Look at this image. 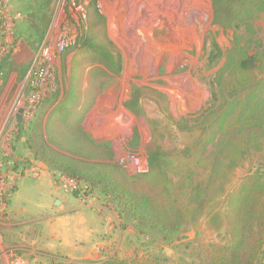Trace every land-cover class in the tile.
I'll list each match as a JSON object with an SVG mask.
<instances>
[{
    "label": "rangeland",
    "instance_id": "1",
    "mask_svg": "<svg viewBox=\"0 0 264 264\" xmlns=\"http://www.w3.org/2000/svg\"><path fill=\"white\" fill-rule=\"evenodd\" d=\"M75 1L0 0L7 24V30L0 29V264H93L159 253L168 264H199L212 235L204 232L201 240L196 239L194 229L187 226L171 246L151 242V236L137 234L133 220L118 218L114 205L91 186L87 196L61 188L60 172L41 158L48 153L47 146L42 149L35 135L28 139L30 121L43 104L73 85L61 65L58 40L73 36L71 50L86 49L85 3ZM97 5L106 19L108 38L119 50L121 69L119 74L98 76V94L83 128L94 141L112 149L127 176L137 175L130 158H146L151 130L142 116L125 106L131 89L148 86L159 91L174 119L217 105L211 83L224 57L213 60L214 44L224 52L232 30L212 23L211 0H97ZM42 8V21L29 19ZM263 16L258 12L249 19L252 32L243 25L239 29L251 48L264 49ZM157 26L166 28L164 38L153 37ZM99 66L109 68L104 63ZM21 121L28 128L26 139L19 131ZM63 155L80 169V179L92 164L100 163L71 151ZM260 172L264 184V171ZM60 196L104 216L105 231L88 240L86 249L74 242L70 249L60 250L54 238L58 212L67 204ZM100 204L105 207L102 214ZM258 264H264V253Z\"/></svg>",
    "mask_w": 264,
    "mask_h": 264
},
{
    "label": "trees",
    "instance_id": "2",
    "mask_svg": "<svg viewBox=\"0 0 264 264\" xmlns=\"http://www.w3.org/2000/svg\"><path fill=\"white\" fill-rule=\"evenodd\" d=\"M79 1L75 3L80 5ZM81 2L85 3L86 49L69 69L76 77L74 88H81L85 78L92 83L98 67L90 66L95 63L109 67L102 71L108 75L119 74L121 69L119 50L108 38L106 19L97 0ZM211 9L212 23L232 30L230 46L224 52L214 44L213 60L224 57L211 83L217 105L174 119L167 100L148 86L132 88L125 101L126 108L142 116L151 130L145 145V173L127 176L108 145L88 138L73 100L54 106L49 114V141L53 136L62 148L100 163L92 164L80 179V169L60 153L47 147L48 153L41 158L106 196L118 218L133 220L137 234L151 236V242L171 246L191 226L196 239L201 240L204 232L213 236L199 264H258L264 253V184L260 172L264 171V49L251 48L239 29L243 25L246 32L253 31L249 19L264 12V0H211ZM38 13L29 19L42 21L43 8ZM38 36L40 40L44 37L40 31ZM71 51L70 47L62 55ZM57 98L58 92L46 98L47 107ZM40 117L30 121L28 139L35 135L44 149ZM18 127L26 139L28 128L23 121ZM93 264L168 262L159 253Z\"/></svg>",
    "mask_w": 264,
    "mask_h": 264
},
{
    "label": "crops",
    "instance_id": "3",
    "mask_svg": "<svg viewBox=\"0 0 264 264\" xmlns=\"http://www.w3.org/2000/svg\"><path fill=\"white\" fill-rule=\"evenodd\" d=\"M83 55H84L83 50H72L67 55L65 56L62 55L61 57V65L63 66L65 71L69 74V78H71L72 80H74V78L76 79V77L70 75L69 69L71 67V64L72 62L75 61V59L76 60L81 59ZM99 65H100L99 63H95L92 66H90V67H98L96 72L94 73V78L91 83L94 85L93 88L89 87L91 84L89 83L87 78L84 79V83L81 86V88H74V86L69 85L67 86V88L60 91V93L57 91L58 98L52 105L47 107L46 105L47 103L43 104L42 109L38 114V116H41L40 133L42 135V141L45 143V145L48 148L56 151L57 153H60L61 156H64L63 154L68 153L69 151L67 149L62 148L59 144L55 143L57 142V139L55 137L52 136L51 137L52 141H49L50 138L48 137V134L46 132V122L48 120V116L51 113L54 106L64 103L66 101L69 102L72 100L75 101L76 104L75 106L77 108V115L80 116L79 123L81 129L88 136L90 140L94 141L84 130L83 122L86 112L88 111V109L93 107L98 94L95 88L97 78L98 76H101V74L102 75L106 74L102 72L103 69ZM82 75H85V72ZM85 86H87L88 88H84ZM78 92L81 93V95L78 96ZM75 97H77V99H75ZM128 98L129 96L127 97V99ZM111 152L114 157V153L112 149ZM54 192H57L56 189L54 190ZM60 197L63 198L67 204H64V206L61 207L60 212H58V214H60V218L59 221L54 224L55 225L54 238L58 241V245H60V250L70 249L71 246L69 244L71 243L73 244L74 242L82 243L80 245H75L74 243L75 247H79L80 249L82 248L86 249L87 248L86 242L88 240L94 239L95 236L101 235L102 232L105 231V225L102 223L101 220L103 219L104 216L94 213L90 208L79 206L78 204L73 202L74 200H72L71 198L69 199L67 196H60ZM56 203L57 200H54V204ZM81 238H83V240Z\"/></svg>",
    "mask_w": 264,
    "mask_h": 264
},
{
    "label": "built area",
    "instance_id": "4",
    "mask_svg": "<svg viewBox=\"0 0 264 264\" xmlns=\"http://www.w3.org/2000/svg\"><path fill=\"white\" fill-rule=\"evenodd\" d=\"M3 10H5V8H0V29L5 31L6 29V23L3 20L4 18V14H3ZM75 44V38L73 36H63L62 38H60L56 44L57 50L59 52H64L65 50H67L68 48L72 47ZM130 164L133 165L135 172L137 174H143L147 171L148 167H147V162H146V158L141 159L139 157H131L130 158ZM57 184L63 188L64 190L67 191H74V192H79L82 196H87L89 195V189L90 185L82 182L78 181L72 177L67 176L66 174L63 173H58L57 174ZM83 184V185H81ZM108 200V199H107ZM101 203V202H100ZM108 203H110L108 201ZM104 206L100 204V207L98 206V211L104 213Z\"/></svg>",
    "mask_w": 264,
    "mask_h": 264
},
{
    "label": "flooded vegetation",
    "instance_id": "5",
    "mask_svg": "<svg viewBox=\"0 0 264 264\" xmlns=\"http://www.w3.org/2000/svg\"><path fill=\"white\" fill-rule=\"evenodd\" d=\"M157 27H158V26H157ZM164 31H165V32H164ZM166 32H167V31H166V28H165V27L163 28V26H162V27L159 26V27H158V31L153 35V37H154V38H156V37H157V38H158V37H163V38H164L165 35H166Z\"/></svg>",
    "mask_w": 264,
    "mask_h": 264
},
{
    "label": "water",
    "instance_id": "6",
    "mask_svg": "<svg viewBox=\"0 0 264 264\" xmlns=\"http://www.w3.org/2000/svg\"><path fill=\"white\" fill-rule=\"evenodd\" d=\"M262 20L264 21V16L262 17Z\"/></svg>",
    "mask_w": 264,
    "mask_h": 264
}]
</instances>
